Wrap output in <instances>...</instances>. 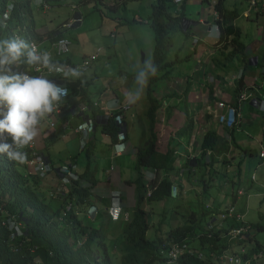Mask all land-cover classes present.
<instances>
[{"label": "clouds", "instance_id": "9594fccd", "mask_svg": "<svg viewBox=\"0 0 264 264\" xmlns=\"http://www.w3.org/2000/svg\"><path fill=\"white\" fill-rule=\"evenodd\" d=\"M262 48L264 0H0V264L37 221L72 264L200 260L264 179Z\"/></svg>", "mask_w": 264, "mask_h": 264}, {"label": "trees", "instance_id": "16d2710c", "mask_svg": "<svg viewBox=\"0 0 264 264\" xmlns=\"http://www.w3.org/2000/svg\"><path fill=\"white\" fill-rule=\"evenodd\" d=\"M264 132V125H260ZM233 141V139H232ZM264 173V159L259 163L256 171V178L260 179ZM234 206V220L228 225L230 227H240V231L234 237H227L226 231L223 233H211L201 235L199 246L202 250L200 260L193 259L192 264H263L264 246L258 245L259 255L248 254L244 251V246L253 236L260 233L262 225L260 218H264V179L247 182L243 184L242 194L232 195ZM34 228L35 240L40 245V255L43 264H72L71 261L61 260L57 256L47 257L46 249L48 227L38 224Z\"/></svg>", "mask_w": 264, "mask_h": 264}, {"label": "rangeland", "instance_id": "374dc122", "mask_svg": "<svg viewBox=\"0 0 264 264\" xmlns=\"http://www.w3.org/2000/svg\"><path fill=\"white\" fill-rule=\"evenodd\" d=\"M262 49L264 50V48H262ZM120 67H121V65L116 64L114 70H115V71H118V70L120 69ZM109 69H111V68H109ZM105 71H106V69H105V70H101L100 72H101V73H104ZM108 73H111V70H110ZM111 86H113V87H117V82L114 81V82L111 84ZM196 137H200V136H199V135H196Z\"/></svg>", "mask_w": 264, "mask_h": 264}]
</instances>
